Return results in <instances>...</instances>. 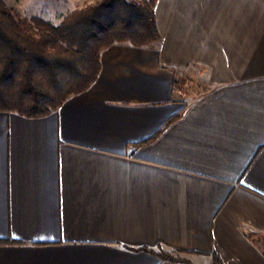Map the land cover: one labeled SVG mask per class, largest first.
<instances>
[{"label": "crops", "instance_id": "1", "mask_svg": "<svg viewBox=\"0 0 264 264\" xmlns=\"http://www.w3.org/2000/svg\"><path fill=\"white\" fill-rule=\"evenodd\" d=\"M155 9L57 111H0V264H264V0Z\"/></svg>", "mask_w": 264, "mask_h": 264}, {"label": "trees", "instance_id": "2", "mask_svg": "<svg viewBox=\"0 0 264 264\" xmlns=\"http://www.w3.org/2000/svg\"><path fill=\"white\" fill-rule=\"evenodd\" d=\"M157 2L99 0L53 24L23 17L0 0V111L49 115L97 81L104 50L118 43L147 46L159 41ZM214 260L222 264L219 256Z\"/></svg>", "mask_w": 264, "mask_h": 264}, {"label": "rangeland", "instance_id": "3", "mask_svg": "<svg viewBox=\"0 0 264 264\" xmlns=\"http://www.w3.org/2000/svg\"><path fill=\"white\" fill-rule=\"evenodd\" d=\"M15 12L28 18H41L59 24L76 9L96 4L99 0H1Z\"/></svg>", "mask_w": 264, "mask_h": 264}]
</instances>
